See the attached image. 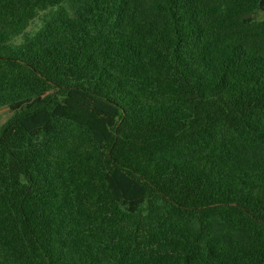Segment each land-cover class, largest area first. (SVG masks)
<instances>
[{
	"label": "trees",
	"instance_id": "1",
	"mask_svg": "<svg viewBox=\"0 0 264 264\" xmlns=\"http://www.w3.org/2000/svg\"><path fill=\"white\" fill-rule=\"evenodd\" d=\"M1 108L0 264H264V0H0Z\"/></svg>",
	"mask_w": 264,
	"mask_h": 264
},
{
	"label": "rangeland",
	"instance_id": "2",
	"mask_svg": "<svg viewBox=\"0 0 264 264\" xmlns=\"http://www.w3.org/2000/svg\"><path fill=\"white\" fill-rule=\"evenodd\" d=\"M40 19H36L32 26L29 28L30 31L36 30L40 25ZM12 116V112L9 108L0 109V127Z\"/></svg>",
	"mask_w": 264,
	"mask_h": 264
}]
</instances>
